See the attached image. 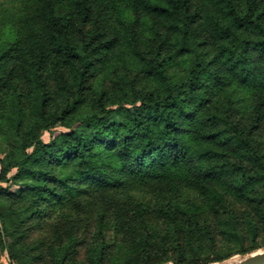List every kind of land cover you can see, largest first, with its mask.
<instances>
[{
	"label": "trees",
	"instance_id": "trees-1",
	"mask_svg": "<svg viewBox=\"0 0 264 264\" xmlns=\"http://www.w3.org/2000/svg\"><path fill=\"white\" fill-rule=\"evenodd\" d=\"M3 145L10 264L260 249L264 0H0Z\"/></svg>",
	"mask_w": 264,
	"mask_h": 264
},
{
	"label": "rangeland",
	"instance_id": "rangeland-1",
	"mask_svg": "<svg viewBox=\"0 0 264 264\" xmlns=\"http://www.w3.org/2000/svg\"><path fill=\"white\" fill-rule=\"evenodd\" d=\"M61 129H63V127L58 126L56 128V131L61 130ZM43 138H44L45 141H49L50 132H48V131L45 132L44 135H43ZM7 153H8L7 146L6 145L0 146V172H1V169L4 167L5 164L9 167L11 165V163H12L11 161H8L6 159ZM1 185L4 186V185H6V183L2 182L0 180V186ZM12 190H16V186L15 187L13 186ZM261 248H264V246H262ZM240 257H241V255L237 254V255L233 256L232 258H240ZM0 264H10L9 260H8L7 252L4 251V250H2V251L0 250Z\"/></svg>",
	"mask_w": 264,
	"mask_h": 264
},
{
	"label": "water",
	"instance_id": "water-1",
	"mask_svg": "<svg viewBox=\"0 0 264 264\" xmlns=\"http://www.w3.org/2000/svg\"><path fill=\"white\" fill-rule=\"evenodd\" d=\"M163 264L173 263L165 262ZM210 264H264V248L255 250L249 254L241 256L240 258H230L221 262H214Z\"/></svg>",
	"mask_w": 264,
	"mask_h": 264
}]
</instances>
